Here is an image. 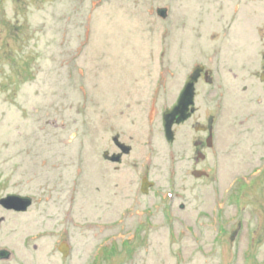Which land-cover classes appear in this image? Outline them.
<instances>
[{"label": "rangeland", "instance_id": "1", "mask_svg": "<svg viewBox=\"0 0 264 264\" xmlns=\"http://www.w3.org/2000/svg\"><path fill=\"white\" fill-rule=\"evenodd\" d=\"M215 12L214 0H0V196L32 198L0 223L14 253L0 264H264V133L227 113L196 179L191 132L169 148L163 131L170 95L208 60ZM112 131L133 147L118 170L103 160ZM143 173L154 194L137 191Z\"/></svg>", "mask_w": 264, "mask_h": 264}, {"label": "flooded vegetation", "instance_id": "2", "mask_svg": "<svg viewBox=\"0 0 264 264\" xmlns=\"http://www.w3.org/2000/svg\"><path fill=\"white\" fill-rule=\"evenodd\" d=\"M263 1L214 0L217 27L208 60L193 64L191 72L185 76L177 93L170 95V100L162 111L163 116L164 112L171 111L177 105L191 74L196 67H201L192 84L191 105L187 111L189 115L181 122H177L178 116L174 117L171 126L172 139L167 141L169 148H173L178 141V131L181 128L186 135L191 132V154L187 156L186 161L187 163L191 161L189 172L193 177H198L196 179L208 178L212 172L210 156L216 153L215 131L220 124L223 125L221 122L227 113L233 115L231 118L234 123L230 127L233 126L236 130L248 129L260 136L264 133V22H258L253 26L248 23L253 3ZM206 91L211 93L213 101L214 111L209 115L203 111ZM121 137L120 131H112L103 152L104 162L113 164L115 170L119 169L125 159L127 161L133 150L131 143L124 142ZM133 140L134 136L129 135L128 141ZM112 157H116L117 160L113 161ZM131 161L133 165L136 164L134 158H131ZM138 180L140 184L137 191L141 195L154 194L155 182L147 173L140 174ZM8 194L29 196L22 192H8L4 196ZM175 197L179 199L182 194L177 193ZM180 207L183 208V204ZM0 212L4 214L0 217L2 223L5 215L27 211L8 209L0 204ZM165 214L171 216L170 211ZM0 251L7 253L5 259H0V263L13 259L12 250L1 247Z\"/></svg>", "mask_w": 264, "mask_h": 264}, {"label": "water", "instance_id": "3", "mask_svg": "<svg viewBox=\"0 0 264 264\" xmlns=\"http://www.w3.org/2000/svg\"><path fill=\"white\" fill-rule=\"evenodd\" d=\"M156 13L161 18H166L167 8L159 7L156 9ZM201 67H196L194 72L191 74L190 79L187 81L184 89L182 90L177 105L171 110L164 112L162 116L163 131L166 141H171L172 131L171 126L174 120V117L178 116L177 122L184 121L188 117V109L191 105L190 98L192 96V84L196 80ZM53 124V122H52ZM113 161H116V157L111 158ZM31 198L29 196H21L18 194H8L4 198L0 199V204L8 209H14L16 211H25L27 207L31 204ZM59 251L66 256L68 254V247L65 243L60 244ZM7 256L6 251H0V259H5Z\"/></svg>", "mask_w": 264, "mask_h": 264}]
</instances>
